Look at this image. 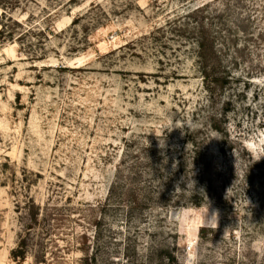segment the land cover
<instances>
[{
  "label": "rangeland",
  "instance_id": "1",
  "mask_svg": "<svg viewBox=\"0 0 264 264\" xmlns=\"http://www.w3.org/2000/svg\"><path fill=\"white\" fill-rule=\"evenodd\" d=\"M29 201L45 264H264V0H0V264Z\"/></svg>",
  "mask_w": 264,
  "mask_h": 264
},
{
  "label": "trees",
  "instance_id": "2",
  "mask_svg": "<svg viewBox=\"0 0 264 264\" xmlns=\"http://www.w3.org/2000/svg\"><path fill=\"white\" fill-rule=\"evenodd\" d=\"M200 59L204 81L210 90H216L229 83L228 70L223 68L219 61V52L210 40L199 42ZM25 223L23 232L19 234L17 247L12 250L11 257L17 264H23L29 256H32V264L47 262V253L50 251L54 260L59 258L53 250L57 248L55 237H59L62 225L61 210L48 205L43 208L29 201L25 204ZM21 212V207H18ZM59 251V250H57ZM60 252V251H59ZM84 258L79 264H95V259ZM169 261L174 262L172 256Z\"/></svg>",
  "mask_w": 264,
  "mask_h": 264
}]
</instances>
